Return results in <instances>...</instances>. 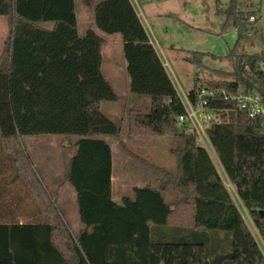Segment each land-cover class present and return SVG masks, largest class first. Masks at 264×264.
I'll return each instance as SVG.
<instances>
[{
  "label": "trees",
  "instance_id": "obj_1",
  "mask_svg": "<svg viewBox=\"0 0 264 264\" xmlns=\"http://www.w3.org/2000/svg\"><path fill=\"white\" fill-rule=\"evenodd\" d=\"M94 11L101 31L123 37L131 91L151 99L149 112L129 110V134L177 138L171 149L177 170L146 162L166 177L161 186H134V198L116 202L113 153L103 136L120 138L121 127L101 103L120 96L101 68L103 36L93 28L79 34L75 0H0V15L9 21L0 54V264H216L219 254H232L220 264H264L196 129L179 122L187 109L131 0H97ZM226 13L239 43L249 16L235 3ZM204 53L188 59L202 64ZM231 74L229 80L197 76L188 97L197 105L198 90L215 91L202 97L204 109L217 116L206 133L264 241V116L250 117L224 93L244 86L264 100V51L234 55ZM48 134L79 136L65 172L84 225L77 233L23 143L25 136ZM168 184L181 195L175 203L165 199Z\"/></svg>",
  "mask_w": 264,
  "mask_h": 264
},
{
  "label": "rangeland",
  "instance_id": "obj_2",
  "mask_svg": "<svg viewBox=\"0 0 264 264\" xmlns=\"http://www.w3.org/2000/svg\"><path fill=\"white\" fill-rule=\"evenodd\" d=\"M133 1L155 46L164 60L168 62L167 70L183 99L194 87L197 76L204 80L233 79L231 71L234 69V55L242 52L253 54L264 51V0H220L219 7L223 10L220 14L217 13V0ZM233 3L238 11L249 16L250 29L239 43H236L238 34L233 25V18L226 13L227 8ZM251 15L254 16V19H250ZM8 31L7 18L0 16V52ZM196 51L205 52L202 64L194 63L188 59ZM102 71L106 75L109 74L111 78L114 75L113 71L107 72L106 56L102 63ZM120 72L128 74L125 70ZM241 89H244V86ZM122 97L114 103L105 102L102 111L120 125L121 136H126L128 134V117L124 115V112L128 109L130 102L126 96ZM107 104L117 107L113 115L106 112ZM196 112L199 118L200 111L196 109ZM208 115L205 125H210L217 119L216 114L211 110ZM63 136L65 135L52 134L27 137L29 140L27 151L49 191L57 197L63 218L75 232L81 226V221L78 202L72 191L73 187L68 185L69 187L65 186L58 192L59 187L57 186L61 181V171L64 167L62 160H56L59 154L57 148L62 142H65V139H61ZM148 138L158 141L149 145L138 143L127 148L115 140L113 144V191L116 197L133 196V187L139 184H151L157 188L161 186L166 177L146 162L175 172L177 158L174 153L170 152V147L176 142L178 143L177 138L159 136ZM204 141L206 146L202 142L203 145L213 154L211 145L205 139ZM57 165L59 172L56 170ZM122 171L124 178L120 176ZM225 182L234 194L229 180L227 179ZM122 183H124L123 190ZM164 195L169 202L178 199L171 188L164 189ZM240 210L247 227L262 246V236L248 210L243 207H240Z\"/></svg>",
  "mask_w": 264,
  "mask_h": 264
},
{
  "label": "crops",
  "instance_id": "obj_3",
  "mask_svg": "<svg viewBox=\"0 0 264 264\" xmlns=\"http://www.w3.org/2000/svg\"><path fill=\"white\" fill-rule=\"evenodd\" d=\"M96 1L97 0H90V3H87L86 0H82V1L81 0H75V12H76V16H77L78 32H79V34L81 36H83L85 34V32L87 31V29L93 28L99 34H101L103 36L104 43L102 44V48H101L102 55H103L102 63L104 61V56H106L107 72L110 73V72L113 71L114 75L111 78V77H109V74H107V75L105 73L104 74L109 79V81H110L111 85L113 86V89L115 90V92L120 96L119 99H122L123 98L122 96H126V98H128V100L130 102L128 109L124 112V115H126V117H128V112H129L130 109H136V110H140V111H143V112H149L150 109H151V99H150V97L146 96V95H138V94L133 93L131 91V89H130V80L131 79H130L129 74H126L125 72H123V73L120 72L122 70L123 71L124 70L127 71V61H126V58H125V55H124L123 37H122L121 33H113V34L105 33L103 31H101L95 24L94 4L96 3ZM131 2L133 4V6H134L139 18L141 19L140 14H139V12L137 10V7H136L134 1L131 0ZM0 16H3V15H0ZM7 20H8V18H7ZM141 21H142V19H141ZM142 23H143V21H142ZM40 24L42 26H44V27L52 28L53 25H54V21H42V22H40ZM143 25H144V23H143ZM8 26H9V21H8ZM144 27H145V29L147 31V28H146L145 25H144ZM8 33H9V31H8ZM8 33H7V35H8ZM148 35H149V33H148ZM149 38H150L151 42L153 43L158 55L160 56L164 66H165V68L167 70L168 62H166L164 60L162 54L160 53V51L155 46V44H154L153 40L151 39L150 35H149ZM3 47H4V43H3ZM3 47H2V49H3ZM0 54H1V52H0ZM122 55H124V56H122ZM101 68H102V66H101ZM167 72H168V70H167ZM127 73H128V71H127ZM168 74H169V72H168ZM169 76H170V74H169ZM170 78L172 79L171 76H170ZM172 81H173V79H172ZM173 83H174V81H173ZM174 85L176 87L175 83H174ZM187 95H186V97H187ZM181 99L186 104V98L185 99L181 98ZM105 102L114 103L116 101H102L101 109H102V107H103ZM107 105L108 106H106L107 107L106 108V112L108 114H110V115H113L114 112L117 110V107L113 106L112 104H107ZM187 122H189V121L187 120ZM127 127H128V123H127ZM203 127H207V126H203ZM127 130H128L127 131L128 134H126V136L125 135L124 136L120 135L119 139L117 137L111 136V135H104L103 136V138L110 144L111 149H112V153H113V144H114L115 140H118L119 143L121 142L122 145L126 146L127 148L130 147L131 145H135V144H138V143H143V144L149 145L152 142H157L158 141V140H151L152 138H148V137H153V136H134V135H131V134H129V127L127 128ZM121 133H122V131H121ZM48 135H52V134H48ZM39 136H41V135H39ZM27 137H31V136H25L23 138V143H24L26 148H27V143L29 142V140H27L28 139ZM159 137H163V136H159ZM168 138H174V137H168ZM61 139H65L64 140L65 142H62L58 146L57 149H58L59 154L57 155L56 160H62L63 164H64V167H63V169L61 171V174H62L61 181L57 185L59 187L58 192H60L61 188L65 187V186L69 187L68 185H71L70 182L65 179V172H66L67 167H68L69 158L76 152L75 142H76L77 139H79V136L65 135ZM177 141H178V139H177ZM177 144L178 143L176 142L175 145H172L170 147V152L171 153H173L171 149L174 146H176ZM210 145H211V143H210ZM211 148H212L213 154H212L211 151H209L208 149L207 150H208L213 162L215 163L219 173L221 174V176H222V178H223V180L225 182L227 180V177L225 176L226 177V179H225V177H224L225 174H223L224 173L223 168L221 167V164L219 162L218 156H217L214 148L212 147V145H211ZM177 165H178V162H177ZM177 165H176L175 171L177 170ZM56 170L59 172V166L58 165L56 166ZM146 172H148V171H146ZM120 176H122V178L125 177L124 174H123V171L120 173ZM149 176H150V174H149ZM225 184H226V182H225ZM230 184H231V188H232L234 194L231 192V189H229L230 187H228L227 184H226V186H227V188H228V190H229L234 202L236 203L237 207L239 208V210H240V207H243V208L246 209L243 201L241 200V198L239 197V195H238V193L236 191L235 186L231 182H230ZM145 185H147V184H145ZM169 185L170 184H168V186ZM136 186H144V184L143 185L139 184V185H136ZM152 186L155 187L154 185H152ZM113 187H114V173H113V163H112V197H113V199L116 202L122 203L123 198L125 196H120V198L116 197L115 194H114V191H113ZM121 187H122V190H123L124 183H122ZM168 188H171V189L174 190V192L178 196V199L181 197V195L179 196L180 193H178L174 189V187L172 185L167 187V189ZM72 191H73V193H74V195L76 197L75 189L73 188ZM126 196L130 197V198H134V194H133V196H129V195H126ZM165 199H166V196H165ZM176 201L169 202L167 200V202H169V203H175ZM25 221H26V219H24V218L23 219L22 218L19 219L20 223H23ZM80 224H81V226L79 227V229L77 231H75L76 233L79 232L84 227L82 222H80Z\"/></svg>",
  "mask_w": 264,
  "mask_h": 264
},
{
  "label": "built area",
  "instance_id": "obj_4",
  "mask_svg": "<svg viewBox=\"0 0 264 264\" xmlns=\"http://www.w3.org/2000/svg\"><path fill=\"white\" fill-rule=\"evenodd\" d=\"M250 19H254V16L251 15ZM224 93L226 94L225 95L226 98L236 100L238 108L246 111L250 117L254 118L256 116H264V100L262 99V96L258 90H256V89H247V90L240 89L236 92H231V93L228 92L227 93L224 91ZM214 94H215V91L213 89L202 88V89L198 90V95H199L200 101L197 103V105H193L191 103L188 95L186 97V104L182 100L183 103L185 104L186 109H187V114L186 115H180L178 118L179 122L180 123L187 122V120H188L189 121L188 123L194 129H196L197 134H198V139L201 142V144H203L205 142L204 139L207 141V143L210 144L209 138L207 136L206 129H205L207 127H203V126H208L205 124H206V117H208L209 115H208V112L203 107L207 101H206V99H202V97L203 96L204 97L205 96H213ZM196 109H198L200 111L199 118L197 117ZM201 134L203 137L201 136ZM204 144L206 146V143H204ZM258 244H259V242H258ZM260 248H261L262 253L264 255V241H263V239H262V246H260Z\"/></svg>",
  "mask_w": 264,
  "mask_h": 264
},
{
  "label": "water",
  "instance_id": "obj_5",
  "mask_svg": "<svg viewBox=\"0 0 264 264\" xmlns=\"http://www.w3.org/2000/svg\"><path fill=\"white\" fill-rule=\"evenodd\" d=\"M260 213L264 214V209H261L260 210ZM230 257H232V254H219V255H217L215 257V263L216 264H220L221 261H222V259H224V258H230Z\"/></svg>",
  "mask_w": 264,
  "mask_h": 264
}]
</instances>
